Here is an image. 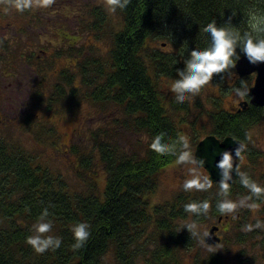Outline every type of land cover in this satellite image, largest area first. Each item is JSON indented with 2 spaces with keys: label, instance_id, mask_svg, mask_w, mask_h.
<instances>
[{
  "label": "trees",
  "instance_id": "obj_1",
  "mask_svg": "<svg viewBox=\"0 0 264 264\" xmlns=\"http://www.w3.org/2000/svg\"><path fill=\"white\" fill-rule=\"evenodd\" d=\"M22 1L26 3L18 2ZM116 10L122 26L111 29L109 59L92 60L89 56L78 67L82 84L91 87L86 99L123 105L126 117L122 124L147 136L144 152L123 147L117 129L100 127L92 136L94 153L78 154L82 179L74 184L43 165L38 156L0 137V264H226L216 252L203 255L196 251L203 238L195 225L212 218L223 222L229 214L218 211L217 204L238 198L263 204L260 220L264 218V151L253 153L250 146L246 155L252 160L253 173H241L226 193L221 182L209 180L210 187L203 190H180L157 204L150 199L163 168L194 152L186 149L180 121L175 117L185 104L176 95L168 97L160 90L161 78L175 83L191 49L209 46L210 37L202 31L208 23L215 21L217 26L241 34L250 31L252 16H264V0H128L125 7ZM106 14L105 6L95 5L88 30L106 31ZM154 42L170 49L164 51L153 46ZM237 52L239 57L243 55L239 49ZM234 69L214 75L213 80L220 81ZM64 79L70 83L68 76ZM77 88L73 85L68 97L61 87L48 101L50 109L54 101L68 98L77 107ZM263 110L251 103L237 113L219 109L212 116L213 133L222 139L233 136L246 141ZM158 137L166 145L163 152L152 147ZM92 158L100 165L97 170L91 168ZM242 177L262 191L254 194L241 182ZM203 202L209 205L206 213L185 211V205ZM45 209L48 215L42 217ZM247 213L240 215L243 221H247ZM234 216L239 219L236 213ZM41 218L52 225L44 235L61 240L59 248L43 253L27 243V238L36 234L34 225ZM79 223L87 225L90 234L76 247L72 229ZM186 225L191 231L184 228ZM257 236H261L262 260L241 257L231 264H264V231L255 227L251 232L239 230L237 240L245 243Z\"/></svg>",
  "mask_w": 264,
  "mask_h": 264
},
{
  "label": "rangeland",
  "instance_id": "obj_2",
  "mask_svg": "<svg viewBox=\"0 0 264 264\" xmlns=\"http://www.w3.org/2000/svg\"><path fill=\"white\" fill-rule=\"evenodd\" d=\"M26 3L31 8L35 9L37 7L42 11L44 18L43 27L54 31L57 28L63 29L64 33H68V36H75V48L73 50L76 53L88 50L92 60L109 59V49H111L113 43L111 29L121 28L122 22L121 15L117 10L112 12L109 9L107 0H26ZM95 5H103L107 10L106 23L104 24L107 30L99 33L92 32L87 27L92 21L90 14ZM8 13L9 17L12 18L9 21L13 22L14 26L18 28L23 26L24 20L22 19L24 17L19 16L11 9ZM34 32L30 34L31 40L37 39V35ZM8 34H12L11 30L8 31ZM52 35V31L48 30V38L55 39L56 36ZM27 38V36H24L23 41L27 40ZM152 45L163 48L164 51L170 49V46H162L160 42H154ZM33 46L36 45L33 43ZM68 46L63 41L61 46L55 45V50L57 49L61 56V62L65 61L66 63H45L44 67L46 68L47 78H49V85L46 86L47 89L45 90L51 98L57 96L59 93V91L56 92L58 86L55 81H57L60 85L59 89L62 87V90L69 97L73 85L76 84L78 86L77 91L80 93L77 107H73L70 98H68L64 102L59 103L58 113L56 114L52 113V109L50 112L40 109L36 110V116L30 117L33 122L38 121L39 126L34 125L33 127L25 124L26 121H29V117L27 118L28 111L12 117L11 114L19 112V110L15 105L11 104L13 101L9 100V90L3 89V86L7 84V81H15L12 76L18 74L21 75L19 77H22V75L29 73L21 74L22 68H18L17 63H14V67H8L9 64L7 63V68L4 69L8 72L11 70L13 75L8 73L2 76L5 78L0 76V118L4 120V122L0 121V137L22 146L28 152L38 156L43 165L63 174L70 182L77 184L82 179L80 177L81 164L79 163L78 154L82 152L87 154L94 153L92 136L97 129L100 127L117 129L120 134L118 136L119 142L122 146L128 150L133 147L141 153L144 152L145 147L143 144L147 141V136L139 133L132 126L127 127L122 124L126 117L123 112V105L114 101L99 103L93 101L90 97L86 99L84 95L91 90L89 89L91 87L82 84L81 65L77 71L76 67L72 68L71 63H67L69 61ZM83 62L84 59L80 64L83 65ZM90 68L91 66L89 65L88 71ZM89 73L87 78L90 77ZM67 76L70 78V83L64 79ZM222 78L220 81H210L194 98L184 102V109L175 113L176 119L180 121L179 126L182 136L188 145L186 147L187 150L193 148L195 152L198 143L205 138L206 134L214 130L213 114L216 110L230 107L229 102L233 103L237 100L235 99L237 97L235 90H247L254 81L253 74L239 77L236 69L227 72ZM19 79L23 82L19 84V87L23 90L24 85L25 87L27 85L24 84L23 79ZM248 82L250 83L246 85ZM173 85L174 82L167 78H161L159 83L160 90L164 91L168 97L176 95L172 90ZM30 90L31 88L28 91ZM2 110L7 112L2 113ZM261 113V120L250 128L247 139L244 141L247 146L251 147L250 149L253 153L258 149L264 151V110ZM7 116H9V119L11 118L10 121L4 119ZM194 152L192 155L185 153L183 160L179 157L163 168L159 174V184L154 193L151 194L150 199L153 204L169 200L176 192L184 190L183 185L189 180L195 179L205 184V187H210L209 172L196 162ZM92 160L91 168L97 170L100 165L97 164L96 159L92 158ZM251 161L249 155L242 157L240 174L242 173V175L246 176L253 173ZM262 163L264 164V159ZM190 190L196 191L197 189L192 188ZM230 201L235 205V208L228 213L229 217L223 222L220 223L217 219L212 218L195 225V230L198 235L202 236L204 243L200 244L196 251H201L203 255H207L206 253L210 250L216 252L223 257L226 264L236 263L241 257L247 261H249V258L259 257V262L262 260V249L259 245L261 236L250 239L245 243H239L237 233L239 230L251 232V230H248V226H254L257 221L261 222L259 229L264 231V218L260 220L263 204H256L249 199L243 198L230 199ZM243 211L248 212L247 221H243V217H240ZM235 213L239 214L238 220L234 216ZM215 224L219 225V227L221 226L219 235L223 240L218 244L212 245L205 241V236L211 226Z\"/></svg>",
  "mask_w": 264,
  "mask_h": 264
},
{
  "label": "clouds",
  "instance_id": "obj_3",
  "mask_svg": "<svg viewBox=\"0 0 264 264\" xmlns=\"http://www.w3.org/2000/svg\"><path fill=\"white\" fill-rule=\"evenodd\" d=\"M128 0H108V7L112 12L117 8L126 6ZM18 9L23 11L25 5H17ZM202 31L206 32L210 37V44L206 48H192L190 56L184 61L186 67L179 69V78H176L173 85V92L176 94L179 102L184 103L190 98H194L201 89L213 80L214 75L224 73L226 70L235 68L239 60L237 49L252 65L264 63V16L253 15L251 18L250 31L241 34L239 31H234L232 28L217 26L215 21L208 23ZM236 96L238 98L247 94L246 89H236ZM163 138L158 137L153 143L152 147L161 152L165 151L166 145L162 142ZM242 145H237L235 151L236 155L240 154ZM184 159L183 156L180 157ZM217 167L221 169L222 175V190L227 191V184L224 181L230 179V163L229 157L224 155L217 163ZM241 182L249 187L254 194H259L262 189L254 183H250L246 177H242ZM185 190L195 188L203 190L205 184L197 180H189L183 185ZM208 203L203 202L200 204L185 205V211L195 214L206 213L208 210ZM235 205L231 202L224 201L217 204V209L222 214L230 213L234 210ZM48 215L47 210L42 214V217ZM253 227H261V222L253 226H248V230ZM52 225L45 222L41 218L35 225V235L27 238V243L39 253H43L50 248H59L61 240L52 236H45V233L51 231ZM188 231H191V226L186 225ZM75 240L77 241L76 247L89 236L87 225L79 223L72 229Z\"/></svg>",
  "mask_w": 264,
  "mask_h": 264
},
{
  "label": "flooded vegetation",
  "instance_id": "obj_4",
  "mask_svg": "<svg viewBox=\"0 0 264 264\" xmlns=\"http://www.w3.org/2000/svg\"><path fill=\"white\" fill-rule=\"evenodd\" d=\"M18 1L20 0H0V68H2V70H0V76L2 77L4 75H7L8 73L13 75V72L11 70H9L8 72L4 69L7 68V63L9 64L8 67H14V63H17L18 68H22L21 74L29 73L22 75V77H19L21 75H18L16 72H14L17 74L15 76H12L15 81H7V84L3 86V89L9 90V100H12L13 102L11 104L15 105L19 110V112H14L13 114H11L12 117L28 111L27 118L29 117V121H26L25 124L33 127L34 125L39 126L38 121L33 122L32 118L30 117L36 116V110L40 109L43 111H51L48 104V101L51 100V97L45 90L47 89L46 86L49 85V78H47L46 68L44 67L45 63H66L65 61L61 62V56L59 55L57 49L55 50V45L61 46L62 41L63 43L69 45V61L67 63H71L72 68L76 67L77 71L78 66L81 65L80 63H82L83 59L89 57L90 54L88 50H84L82 53H76L75 50H73L75 48V36H68V33H64L63 29L57 28V30L54 31L53 29L43 27L42 24H44V18L42 11H40L37 7L35 9H33V7H28L26 3L24 4L25 7L23 11H21L18 9L17 5L22 4L23 1L21 3H19ZM10 9L14 10L19 16L24 17L22 19L24 20L23 26H21L20 28L14 26V23L9 21V19H12L8 15V11ZM39 23H41V25H39ZM9 30H11L12 32L11 35L8 34ZM48 30H51L52 34L56 36L55 39L48 38ZM33 32L37 35L36 40L30 39V34H32ZM24 36L28 37L25 41H23ZM33 43L36 46H33ZM37 48L38 50H36ZM85 61H87V59ZM19 78L23 79L24 84L27 85L26 87L24 85V89L26 91L24 89L22 90L19 87V84L23 83ZM55 82L58 86L56 89L57 92L59 91L60 85L57 83V81ZM77 87L78 86L74 84V88ZM30 88L32 91H28ZM235 99H237L235 100V102H229L230 107L221 109L229 113H237L248 108V105L250 104L249 95H245L240 98L236 97ZM246 101H248V103L246 106H244ZM58 108L59 103L54 101L52 113H58ZM3 112L7 111L2 110V113ZM215 112H217V110ZM8 117L9 116L5 117L4 119L10 121L11 118L9 119ZM0 119V121L4 122L3 118ZM53 128L55 129L54 126ZM213 135L218 137L219 139H222L215 133H213V131L209 134H206L205 138ZM244 155H246V153ZM220 229L221 226L217 231L218 234Z\"/></svg>",
  "mask_w": 264,
  "mask_h": 264
},
{
  "label": "water",
  "instance_id": "obj_5",
  "mask_svg": "<svg viewBox=\"0 0 264 264\" xmlns=\"http://www.w3.org/2000/svg\"><path fill=\"white\" fill-rule=\"evenodd\" d=\"M240 77L254 74V81L252 85L247 89L249 95V102L258 107H264V63L252 65L242 55L236 63L235 67ZM248 101L245 102L246 106ZM237 145H242V149L239 155L235 154ZM247 145L244 140L235 138L233 136H227L224 139H219L216 136H208L202 139L195 150V160L200 165L207 169L209 172V180L212 182H221L222 175L221 169L217 167L218 161L221 157L227 155L230 163V179L224 181L227 186L237 181L240 175L241 157L247 152ZM238 217L239 214L236 213ZM221 220V218H220ZM219 225H212L208 230L205 241L208 244H218L222 238L217 233Z\"/></svg>",
  "mask_w": 264,
  "mask_h": 264
}]
</instances>
